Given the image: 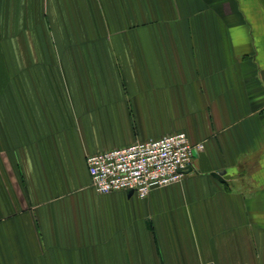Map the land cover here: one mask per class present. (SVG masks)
Returning a JSON list of instances; mask_svg holds the SVG:
<instances>
[{
	"label": "crops",
	"instance_id": "obj_1",
	"mask_svg": "<svg viewBox=\"0 0 264 264\" xmlns=\"http://www.w3.org/2000/svg\"><path fill=\"white\" fill-rule=\"evenodd\" d=\"M179 132L180 182L92 185ZM0 264H264V0H0Z\"/></svg>",
	"mask_w": 264,
	"mask_h": 264
},
{
	"label": "built area",
	"instance_id": "obj_2",
	"mask_svg": "<svg viewBox=\"0 0 264 264\" xmlns=\"http://www.w3.org/2000/svg\"><path fill=\"white\" fill-rule=\"evenodd\" d=\"M204 149L186 133H170L88 155L87 165L98 193L133 190L145 198L155 188L180 182L192 169L195 153Z\"/></svg>",
	"mask_w": 264,
	"mask_h": 264
},
{
	"label": "water",
	"instance_id": "obj_3",
	"mask_svg": "<svg viewBox=\"0 0 264 264\" xmlns=\"http://www.w3.org/2000/svg\"><path fill=\"white\" fill-rule=\"evenodd\" d=\"M225 172H226V171H220V172H216V173H213V172H212V173H213V175H214L215 177H218L219 179H221L222 181H224L223 176L225 175ZM133 192H134L133 190H130V191H129L130 194H133Z\"/></svg>",
	"mask_w": 264,
	"mask_h": 264
}]
</instances>
